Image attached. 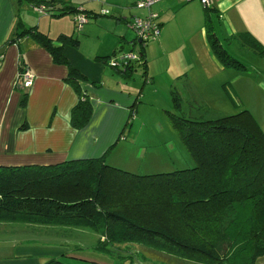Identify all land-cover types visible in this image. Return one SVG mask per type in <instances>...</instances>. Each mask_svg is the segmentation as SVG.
<instances>
[{
	"label": "trees",
	"instance_id": "16d2710c",
	"mask_svg": "<svg viewBox=\"0 0 264 264\" xmlns=\"http://www.w3.org/2000/svg\"><path fill=\"white\" fill-rule=\"evenodd\" d=\"M18 3L43 6L41 13L55 17L82 11L68 4V0H18ZM205 11L208 41L221 64L243 66L226 49L215 30L219 21L214 22L211 15L218 13V8L213 4L205 6ZM84 13L89 21L91 12L85 9ZM110 13L109 10L103 15ZM156 22L161 26L159 16ZM22 37L35 39L51 51L55 61L69 66L67 80L80 95L71 123L77 129L84 128L94 112L91 97L81 84L87 77L63 51L69 45L79 46L78 34H61L53 42L36 27L23 28L14 44L20 47ZM232 39L264 57V44L252 32H240L227 40ZM135 42H139L138 38ZM140 44V60L130 61L128 68L119 69L128 79L138 67L148 75L145 45ZM117 52L106 58L109 66ZM25 68L21 67L20 72ZM226 87L225 84V90ZM20 89L24 103L28 89ZM170 92L174 108L166 113L182 136L193 167L148 174L128 171L109 161L113 147L99 158L53 164H0V228L3 224L35 225L37 232L55 229L54 235L63 236V228H86L97 234L93 246L96 251L113 259H129L130 264L139 257L143 264H152L153 260L156 263L160 257L150 254L155 251L204 264H259L264 258L262 125L248 109L215 120L189 117L182 113L184 102L179 89L172 85ZM139 102L140 95L131 106L129 128ZM76 247L79 250L80 245ZM47 264L66 263L61 257H52Z\"/></svg>",
	"mask_w": 264,
	"mask_h": 264
},
{
	"label": "crops",
	"instance_id": "0c3cea01",
	"mask_svg": "<svg viewBox=\"0 0 264 264\" xmlns=\"http://www.w3.org/2000/svg\"><path fill=\"white\" fill-rule=\"evenodd\" d=\"M136 1L105 0L114 9L108 19L99 21L96 18L100 14L89 10L91 3L87 4V0H68V4L74 7L84 5L97 22L87 28L84 26V37L79 36V46L69 45L63 49L71 64L86 75L87 80L81 84L91 97L94 109L89 123L77 129L72 126L71 118L80 95L67 80L69 66L55 61L51 51L33 38L22 37L20 47L14 44L23 28L36 27L53 42L61 34H76L74 15L55 17L39 12L31 4L19 5L18 0H0L1 165L53 164L65 160L99 158L110 147L113 149L108 159L116 164L113 157L115 149L134 142L139 131L135 123L136 116L130 128L127 124L131 106L142 90L137 94L133 82L125 80L128 77L119 72L121 69L114 68L118 74H111L106 69L108 64L105 60L123 48L126 42L132 44L134 51L136 38L133 43L124 32L134 16L147 14L144 8L138 10L135 7ZM212 1L218 8L216 20L219 22L215 30L220 38L228 41V38L240 32L250 31L264 44V0ZM93 5L98 7V3ZM55 7L59 8L57 5ZM153 10L159 14L162 30L156 40L158 44H154V48L149 51L151 60L148 44L145 45L147 71H151L149 67L153 60L167 56L170 58L171 51L181 52L184 48L192 51V57L176 58L174 63L166 58L167 62L172 63L169 65L171 70L173 64H177L181 67L179 71L190 73L198 65V57L202 61L210 58L223 67L208 41L205 27L207 15L201 0H160ZM117 42L120 45L118 48ZM152 49L157 54L154 55ZM242 63L246 67L245 62ZM21 67L29 68L35 74L24 103L22 89L16 88ZM151 78L155 80L153 76ZM138 149L144 150L141 146ZM58 248L53 244L41 246L39 243L16 246L14 255L1 258L0 264H47L48 259L70 252L69 249L63 251ZM72 256L79 258L76 254ZM104 259L103 256H91L81 260L88 264H114L113 258H106L110 261L108 263ZM259 264H264V258Z\"/></svg>",
	"mask_w": 264,
	"mask_h": 264
},
{
	"label": "rangeland",
	"instance_id": "374dc122",
	"mask_svg": "<svg viewBox=\"0 0 264 264\" xmlns=\"http://www.w3.org/2000/svg\"><path fill=\"white\" fill-rule=\"evenodd\" d=\"M87 1V4L91 3L89 10L100 14L96 20L105 21L111 16L114 9L112 4L105 2V0ZM93 3H98V7L95 8ZM157 3H154L152 6L155 7ZM77 7L84 10L86 9L82 4H79ZM153 7L151 9L155 12ZM107 9L110 10L111 13L104 17L102 11ZM144 10L148 13L146 8ZM90 14L91 16L88 15V23H85L82 29H79L77 26L75 27L76 34L80 37H84L83 33L85 27L87 28L89 25L97 23L92 16L93 13L91 12ZM146 15L147 14H145V16ZM211 16L214 22L218 21L216 20V13H212ZM127 27L124 33L129 38V41L131 40V42L134 43V39L137 38V33L134 29L129 26ZM114 33L115 32H113V34ZM116 35L120 34L116 33ZM222 40L226 49H228L236 59L245 62L246 67L240 64L222 67L217 65L210 58L202 61V59L198 57L196 58L198 65L196 69L190 73H182L179 71L178 69L181 67L177 64H173L171 70L169 65H172V63L167 62V59H171L174 63L176 58L188 59L192 57V51L188 48L185 50L184 48L181 52L176 51V54L171 51L169 53L171 54L170 58L167 56L163 57L161 60L160 58L153 60V63L151 62L149 67L151 71H148L149 78L144 75L145 69L138 67L131 78L125 79L129 82H133L137 94L140 89L143 88V90L140 94L141 102L138 103L135 121L139 131L136 132L137 134L134 137V142L127 143L115 149L116 156L114 155L113 157L116 165H119L117 167L121 166L120 168L122 169L142 174H148L153 171L166 172L172 171L170 169L193 167V161L190 158L188 150L185 148L182 136L174 128L166 113L167 109L174 108L170 92L172 85H175L179 89L184 102L182 113L189 117L215 120L219 117L233 115L239 113L243 109H248L255 115L264 129V57H261L238 40L226 41L224 38H222ZM154 44L157 45L158 43L156 41H150L147 46L150 60L151 54L149 51L151 48H154ZM119 46L117 42L116 47L118 48ZM192 46L193 45H191L190 48ZM132 47V44L126 42L124 43V47L118 50L130 51ZM140 51L141 44L140 42H136L134 52L140 53ZM152 53L155 55L157 51L152 49ZM106 69L111 72V74L117 73L113 70L114 68L109 65H106ZM168 69L170 70L168 71ZM21 73L22 72H20L19 75ZM152 76L155 79L154 81H152ZM225 84L227 85L226 90L224 88ZM16 86L23 88L19 83V76L16 81ZM226 91H228L234 99H232ZM140 146L144 148L143 151H139L138 147ZM4 225L6 224H3L0 228V259L14 255V248L16 246L39 243L41 246H43V244H53L62 248L63 251L69 249L70 252L68 254H66V252L60 255L61 259L66 264H88L83 263L81 259L90 258L91 256H103L105 257V262H110L106 259L110 257L109 255L98 252L93 248L97 241V234L92 230L80 227H67L62 230L65 232L63 236L54 235L53 231H55V229H50V231L45 229L47 233L37 232L35 230V225L28 226L16 223ZM77 245H80L82 249L78 247L79 250H76ZM59 248L58 250H60ZM53 249L57 251L56 248ZM140 251L144 252L143 250ZM74 254L79 258L72 256ZM150 254L155 256L158 255V258L160 257V259L155 260L156 263H154L153 260L152 264H160L161 262L166 264H204L185 260L168 253L165 254V252L162 253V251H155ZM141 260V257L135 258L133 264H143ZM130 262L131 261L129 259L126 260V258L113 260L114 264H130Z\"/></svg>",
	"mask_w": 264,
	"mask_h": 264
},
{
	"label": "built area",
	"instance_id": "2783aa9c",
	"mask_svg": "<svg viewBox=\"0 0 264 264\" xmlns=\"http://www.w3.org/2000/svg\"><path fill=\"white\" fill-rule=\"evenodd\" d=\"M160 0H138L136 2V7L138 8H146L148 10L147 15L135 16L133 20L130 22L129 27L134 29L137 33V38L144 45H147L150 41L158 40L161 35V26L156 22V18L158 14L152 11V5L154 3L159 2ZM201 2L205 6H212V0H201ZM36 10L40 12H44L43 6H37ZM103 13H109V10H103ZM88 22V17L86 13H84V9L76 15L75 23L79 29L83 28V25ZM140 60V56L138 53L130 50V51H119L117 54L113 56L110 60V66L112 68L118 69H126L130 66V61ZM34 81V74L30 71L29 68H25V70L19 75V83L20 85L28 89L32 86Z\"/></svg>",
	"mask_w": 264,
	"mask_h": 264
},
{
	"label": "water",
	"instance_id": "95a60500",
	"mask_svg": "<svg viewBox=\"0 0 264 264\" xmlns=\"http://www.w3.org/2000/svg\"><path fill=\"white\" fill-rule=\"evenodd\" d=\"M140 41V40H139Z\"/></svg>",
	"mask_w": 264,
	"mask_h": 264
}]
</instances>
